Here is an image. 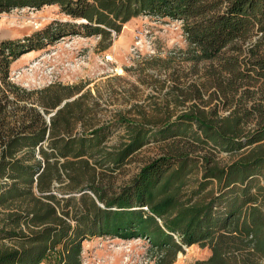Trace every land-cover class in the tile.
Segmentation results:
<instances>
[{"label": "trees", "instance_id": "trees-1", "mask_svg": "<svg viewBox=\"0 0 264 264\" xmlns=\"http://www.w3.org/2000/svg\"><path fill=\"white\" fill-rule=\"evenodd\" d=\"M50 5L67 21L0 40V264H41L48 254L49 264H81V243L102 236L147 238L154 264H173L191 245L209 255L188 264H264V0H0V13ZM139 16L181 21L200 59L232 52L222 70L257 85L258 101L238 99L223 117L191 106L77 132L91 111L81 95L56 109L72 89L29 93L10 83L9 66L23 52L67 36H96L105 50L110 34ZM257 35L263 51L242 50ZM117 132L121 143L104 146ZM151 143L160 153L126 184L104 183ZM220 153L237 158L219 165ZM63 182L78 196L56 197L53 184Z\"/></svg>", "mask_w": 264, "mask_h": 264}, {"label": "rangeland", "instance_id": "rangeland-1", "mask_svg": "<svg viewBox=\"0 0 264 264\" xmlns=\"http://www.w3.org/2000/svg\"><path fill=\"white\" fill-rule=\"evenodd\" d=\"M52 21H67L56 5L2 12L0 40L22 41ZM98 42L96 36H67L42 49L23 52L9 66V81L29 93L51 85L72 89L75 94L56 109L81 95L83 105L91 111L87 124H78L77 132L83 130L81 124L97 127L118 117L142 122L164 112L176 115L191 106L206 111L215 108L217 115L223 117L238 99L241 105L247 106L259 99L257 85L252 87L233 80L222 70L225 62L234 57L232 52L225 50L214 59H200L198 50L187 44L179 20L139 16L125 23L118 34L111 33L105 50L100 48L106 41L101 45ZM261 42L259 35L253 36L242 43L241 48L260 53L263 51ZM256 43H259L258 48H255ZM18 104L34 107L30 103ZM54 111L45 116L46 121ZM121 141L122 132H117L104 146L118 145ZM159 147L152 143L142 147L104 183L113 187L126 184L146 162L160 153ZM236 158L237 154L214 155L219 165ZM65 185L66 182L54 183L53 194L58 198L78 196L76 192L66 193ZM155 249L144 237H92L81 243L80 258L81 264H154ZM208 255L205 247L182 246L173 264L205 260ZM51 259L52 255L48 254L41 264H49Z\"/></svg>", "mask_w": 264, "mask_h": 264}]
</instances>
